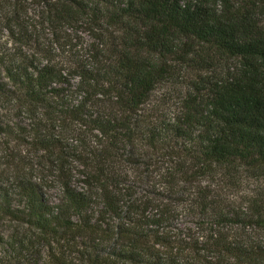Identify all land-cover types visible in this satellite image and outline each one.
<instances>
[{
    "label": "trees",
    "instance_id": "trees-1",
    "mask_svg": "<svg viewBox=\"0 0 264 264\" xmlns=\"http://www.w3.org/2000/svg\"><path fill=\"white\" fill-rule=\"evenodd\" d=\"M0 94L17 264H264V0H0Z\"/></svg>",
    "mask_w": 264,
    "mask_h": 264
},
{
    "label": "rangeland",
    "instance_id": "rangeland-1",
    "mask_svg": "<svg viewBox=\"0 0 264 264\" xmlns=\"http://www.w3.org/2000/svg\"><path fill=\"white\" fill-rule=\"evenodd\" d=\"M83 37L85 39H88V36L86 34H83ZM167 93H170V96H172L174 95V90L169 86L159 88L156 91V97L164 98V95L165 94L167 95ZM8 100H10V98H8L6 95L3 96L2 94H0V122H2L4 125L9 124L11 126H15V124L18 123L27 126L29 123L28 117L25 114L20 113V111H18L19 109L18 103H16L14 100H10V102ZM166 100L169 101V99ZM4 137H5L4 135L0 134V154L4 153L3 148L14 146V144L15 146H17L15 141L13 140L11 144H8V139H4ZM22 150L23 152H18V153H20L21 156H25V155L28 156V152L30 148L24 146ZM32 160L34 161L33 158ZM2 161H4V165L6 167L3 164H0V171L2 169L7 168L8 169L7 172L10 174L12 172L13 167L7 166L8 163L6 162L5 159L2 158V155H0V162ZM242 176L243 178L241 177L242 180L240 185L230 188L223 187V197L225 198V200L228 199L231 202L238 203L242 201L240 200L241 197H245L249 193H251L254 186L264 185V180L261 181L253 178H247L246 176H244V174H242ZM8 185L9 188L13 189V184L8 183ZM14 192L16 193V195L12 196V198L14 199L12 208L19 209V204H18L19 197L17 195V191ZM48 193L50 195L51 200L56 202L58 191L56 189L55 190L48 189ZM33 232L34 231H29L26 225L20 223L18 220L13 219L6 212L4 213L0 211V236H2L4 240V241L0 240V264H17V261L21 260L20 262H22V260H25L27 257H29L30 254L34 252V250L38 249L39 251L40 249H42L43 248L42 243L41 245L37 246L36 241H40V240L34 235ZM16 233L27 237L31 235L32 240L35 241L36 247L33 248L31 252L23 251L24 249L21 250L19 247H15V246L10 247V245L7 244V240L12 234H16ZM31 249L32 248L30 247V250Z\"/></svg>",
    "mask_w": 264,
    "mask_h": 264
}]
</instances>
